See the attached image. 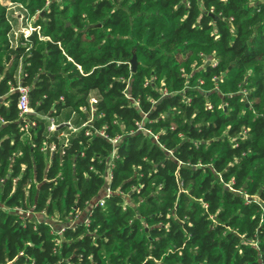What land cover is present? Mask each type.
<instances>
[{
    "label": "trees",
    "instance_id": "16d2710c",
    "mask_svg": "<svg viewBox=\"0 0 264 264\" xmlns=\"http://www.w3.org/2000/svg\"><path fill=\"white\" fill-rule=\"evenodd\" d=\"M0 264H264V0H0Z\"/></svg>",
    "mask_w": 264,
    "mask_h": 264
},
{
    "label": "built area",
    "instance_id": "2783aa9c",
    "mask_svg": "<svg viewBox=\"0 0 264 264\" xmlns=\"http://www.w3.org/2000/svg\"><path fill=\"white\" fill-rule=\"evenodd\" d=\"M31 29L32 28L30 26L27 27L28 31ZM15 89L17 91V96H16V107H17V109L19 110L20 113H24V112L29 111L30 108L28 106V97H27L26 86L17 85V86H15ZM54 126H55V124L51 120L46 125V127L48 129H52V128H54ZM25 213L28 214V212H25Z\"/></svg>",
    "mask_w": 264,
    "mask_h": 264
},
{
    "label": "water",
    "instance_id": "95a60500",
    "mask_svg": "<svg viewBox=\"0 0 264 264\" xmlns=\"http://www.w3.org/2000/svg\"><path fill=\"white\" fill-rule=\"evenodd\" d=\"M131 69H134V66L136 64L135 54L132 53L131 57L129 58Z\"/></svg>",
    "mask_w": 264,
    "mask_h": 264
},
{
    "label": "rangeland",
    "instance_id": "374dc122",
    "mask_svg": "<svg viewBox=\"0 0 264 264\" xmlns=\"http://www.w3.org/2000/svg\"><path fill=\"white\" fill-rule=\"evenodd\" d=\"M2 2H7L8 0H1Z\"/></svg>",
    "mask_w": 264,
    "mask_h": 264
}]
</instances>
